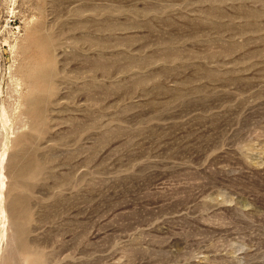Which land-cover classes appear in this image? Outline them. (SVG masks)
I'll return each instance as SVG.
<instances>
[{"label": "rangeland", "instance_id": "374dc122", "mask_svg": "<svg viewBox=\"0 0 264 264\" xmlns=\"http://www.w3.org/2000/svg\"><path fill=\"white\" fill-rule=\"evenodd\" d=\"M0 133V264H264V0H0Z\"/></svg>", "mask_w": 264, "mask_h": 264}, {"label": "bare ground", "instance_id": "6f19581e", "mask_svg": "<svg viewBox=\"0 0 264 264\" xmlns=\"http://www.w3.org/2000/svg\"><path fill=\"white\" fill-rule=\"evenodd\" d=\"M4 116H5V115H4ZM4 116H3V117H4ZM0 134H1V133H0ZM2 146H3V145H2ZM0 147H1V146H0ZM0 154H1V153H0ZM2 156H3V155H2ZM2 156L0 155V162H1V163H3L4 160H5V158H3Z\"/></svg>", "mask_w": 264, "mask_h": 264}]
</instances>
